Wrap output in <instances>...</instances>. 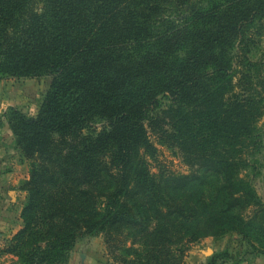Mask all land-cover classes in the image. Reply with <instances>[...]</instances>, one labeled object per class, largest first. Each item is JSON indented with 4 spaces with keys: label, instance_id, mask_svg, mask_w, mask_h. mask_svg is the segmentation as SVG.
Returning a JSON list of instances; mask_svg holds the SVG:
<instances>
[{
    "label": "trees",
    "instance_id": "1",
    "mask_svg": "<svg viewBox=\"0 0 264 264\" xmlns=\"http://www.w3.org/2000/svg\"><path fill=\"white\" fill-rule=\"evenodd\" d=\"M263 39L264 0H0V79L52 76L35 114L3 113L30 165L8 245L18 264H67L99 233L122 264H183L203 238L264 236L243 174L264 148ZM165 124L187 174L150 168V131Z\"/></svg>",
    "mask_w": 264,
    "mask_h": 264
},
{
    "label": "rangeland",
    "instance_id": "2",
    "mask_svg": "<svg viewBox=\"0 0 264 264\" xmlns=\"http://www.w3.org/2000/svg\"><path fill=\"white\" fill-rule=\"evenodd\" d=\"M253 58L264 64V39L254 51ZM10 87H16L18 98H22L21 106L30 114H35L37 105L47 94L52 83L51 75L29 78H7ZM26 79V80H25ZM261 79H255V89L263 98L264 88L259 85ZM15 95L11 93L10 99ZM171 100L163 97L157 110L167 122H172L170 112ZM39 108V106H38ZM101 123L95 122L93 126L100 130ZM259 126L264 129V115L259 120ZM90 128V127H89ZM89 128L85 129L87 133ZM165 130L158 133L151 132V137L158 152L154 158L149 157L148 162L152 172H174L187 174L191 166L185 161L184 153L171 136L174 129L165 124ZM14 147L13 136L10 130H3L0 134V264H18V257L8 251V245L13 235L22 226L21 211L27 199V192L22 188L29 177L30 165L28 160L18 154ZM255 169L243 172L251 179L257 193L264 202V148L257 157ZM22 162V163H20ZM13 173V176H12ZM17 175L16 178H14ZM16 179V180H15ZM20 180L21 183L15 182ZM26 179V180H25ZM183 264H264V236L256 232L244 236L237 231H231L222 237L209 236L195 241L190 245ZM224 255H223V254ZM227 253V254H226ZM67 264H122L108 251L103 233L85 236L78 240L71 252Z\"/></svg>",
    "mask_w": 264,
    "mask_h": 264
},
{
    "label": "crops",
    "instance_id": "3",
    "mask_svg": "<svg viewBox=\"0 0 264 264\" xmlns=\"http://www.w3.org/2000/svg\"><path fill=\"white\" fill-rule=\"evenodd\" d=\"M29 79H32V78H29ZM9 81H11V80L7 79V78L0 79V134H1V132H3V130H6V132L10 130L8 125H7V123L4 121V117H3V113L9 107H11V106L12 107H17V108H20L23 111L27 112V110H25V108L23 106H21V103L23 102V99L22 98H18V96H17V94L15 92V90L17 88L16 87H13V88L10 87ZM11 93H13L15 95L14 97H12V99H10L11 98L10 97ZM42 99H43V97H42ZM42 99L38 103L37 109H36V111L34 113L37 112L38 106H40V104L42 102ZM27 113H29V112H27ZM11 135H12V133H11ZM13 141H14V137H13ZM15 150L18 152L17 149H15ZM18 154H20V153H18ZM25 161H27V160H25ZM20 163H22V162H20ZM12 176H13V173H12ZM16 177H17V175L14 178H16ZM26 179H28V177ZM19 181L20 180L17 179V181H15V182H19ZM23 182H24V180L21 183L20 182L19 183L22 184ZM255 264H261V263L260 262L258 263V261H256Z\"/></svg>",
    "mask_w": 264,
    "mask_h": 264
}]
</instances>
